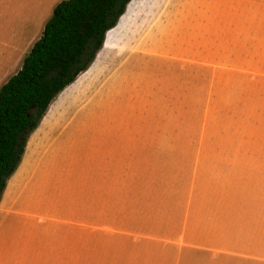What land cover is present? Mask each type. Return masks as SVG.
<instances>
[{"label":"rangeland","instance_id":"rangeland-1","mask_svg":"<svg viewBox=\"0 0 264 264\" xmlns=\"http://www.w3.org/2000/svg\"><path fill=\"white\" fill-rule=\"evenodd\" d=\"M61 1L13 0L7 17L15 35L0 31V88L22 68ZM136 5L123 51L110 52L101 79L75 103L70 97L51 122L88 126L86 136L100 126L95 140L118 144L107 151L119 155L101 159L93 173L82 163L75 178L44 182L55 189L39 219L46 235L20 264H264V235L254 237L248 224L227 247L218 248L223 238H211L214 250L182 243L181 204L214 168H238L218 180L264 184V0ZM67 166L70 175L76 164ZM30 177L17 199L36 183ZM17 247L18 239L8 244L4 264H16Z\"/></svg>","mask_w":264,"mask_h":264},{"label":"crops","instance_id":"crops-1","mask_svg":"<svg viewBox=\"0 0 264 264\" xmlns=\"http://www.w3.org/2000/svg\"><path fill=\"white\" fill-rule=\"evenodd\" d=\"M137 1L132 0L128 4L126 12L120 18L117 26L107 32L103 48L90 68L56 98L38 128L31 133L20 166L8 181L0 203V264H4L8 255V244L10 243L12 246L16 239L19 240V249L18 247L14 249L18 254L15 258L16 264L22 263L23 259L25 261L26 252L32 246L37 247L38 250L42 246L41 236L46 234H41L44 222L39 219L42 212L51 207L50 194L55 192L54 188H49L48 184H44L45 181L70 176V178H75L82 163L86 164L85 169L93 173L101 159L119 155L118 152L111 154L107 151L117 148L113 145L118 144L95 140V134L102 131L100 126L96 128L93 136H86L83 135L82 129H88V126L73 124V122L66 125L51 122L59 114L62 116L60 111L70 104V97L71 103H75L74 99L86 94L91 85L101 79L107 68V58L110 52L117 49L123 51L120 38L134 21L137 14V11L135 13ZM12 5L13 0H0L2 36L13 37L15 35L16 27L13 21L7 17L11 14ZM5 17L8 19L4 23ZM124 47L127 49V46ZM104 90L105 88H103ZM103 97L97 101L102 105ZM126 145H129L127 146L129 148L138 147L133 143ZM75 149H84L87 150V153L83 157H79ZM62 157L65 158L61 163L62 174H60L57 164L59 163L58 158L62 159ZM68 162L76 164V168L72 169L70 175L67 174L69 172ZM235 164L237 163H225V165ZM218 169L210 170L209 176L212 177L193 182L194 184L190 186L193 189L192 195L184 196L181 202L184 221L182 243L196 251L214 250L217 241L211 238H223L218 248L222 245L227 247L233 243L231 237L239 236L240 225L247 227L248 224L252 232L255 233L254 237L264 235V184L240 181L239 179L218 180L215 179L218 176L238 175V168L221 167ZM28 174L32 175L30 178L36 183L25 188L20 199H17L19 191L28 179ZM245 214H247V219L243 218Z\"/></svg>","mask_w":264,"mask_h":264},{"label":"trees","instance_id":"trees-1","mask_svg":"<svg viewBox=\"0 0 264 264\" xmlns=\"http://www.w3.org/2000/svg\"><path fill=\"white\" fill-rule=\"evenodd\" d=\"M132 0H63L23 66L0 89V203L51 104L87 71Z\"/></svg>","mask_w":264,"mask_h":264}]
</instances>
